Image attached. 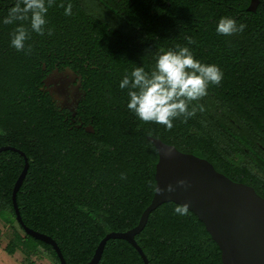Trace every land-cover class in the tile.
<instances>
[{
  "label": "trees",
  "instance_id": "16d2710c",
  "mask_svg": "<svg viewBox=\"0 0 264 264\" xmlns=\"http://www.w3.org/2000/svg\"><path fill=\"white\" fill-rule=\"evenodd\" d=\"M69 2L73 14L66 16L59 4ZM247 2L56 0L46 16L54 34L32 32L26 41L32 51L26 54L10 45L17 25L2 23L15 0H0V145L21 150L27 159L15 194L21 220L49 235L67 264H85L106 232L134 226L149 203L157 155L146 134L205 158L225 175L246 178V168L233 164L231 156L243 153L246 132L264 128V101L250 102L237 93L264 64V6L252 14L245 10ZM224 16L245 24V30L217 34ZM187 37L196 43L188 44ZM177 45L189 47L202 63L218 65L223 79L193 102L203 110L198 107L187 122L174 120L169 131L136 117L127 108L128 90L119 85L135 67L150 72L155 54ZM54 63L82 76L86 93L73 120L56 117L46 95H31L42 66L50 69ZM231 120L239 126L234 128ZM89 126L92 133L84 129ZM22 164L17 152H0V220L17 227L3 250L8 255L19 250L28 258L40 248L59 264L51 246L26 235L14 219L10 191ZM177 206L170 201L158 205L134 235L148 264H221L203 224L189 210L177 214ZM97 264L142 263L125 240L112 238Z\"/></svg>",
  "mask_w": 264,
  "mask_h": 264
},
{
  "label": "water",
  "instance_id": "95a60500",
  "mask_svg": "<svg viewBox=\"0 0 264 264\" xmlns=\"http://www.w3.org/2000/svg\"><path fill=\"white\" fill-rule=\"evenodd\" d=\"M257 0H250L248 10H253ZM91 132L92 127L86 128ZM155 148L154 187L149 203L142 209L136 224L123 231H108L97 242L85 264H97L105 241L125 240L139 255L142 264L148 260L134 239L144 226L150 211L163 202L187 205L203 224L205 231L219 250L221 264H264V198L251 186L236 182L214 169L205 158L182 152L158 137L146 135ZM12 150L23 159V164L13 181L10 202L14 219L22 231L51 246L59 264H67L56 242L47 234L26 226L18 212L15 194L27 170L24 153L10 145H0V152ZM184 180L186 187L177 186ZM176 190L168 192L167 186Z\"/></svg>",
  "mask_w": 264,
  "mask_h": 264
},
{
  "label": "clouds",
  "instance_id": "9594fccd",
  "mask_svg": "<svg viewBox=\"0 0 264 264\" xmlns=\"http://www.w3.org/2000/svg\"><path fill=\"white\" fill-rule=\"evenodd\" d=\"M56 0H15L14 6L8 9L3 18L4 25L16 24L10 34V45L17 51L30 54L32 45L26 46L31 39L32 32L40 36H52L54 30L47 27L46 19L49 8ZM64 8V15L73 14L72 3H60ZM27 22V23H25ZM246 28L243 23L229 16L221 17L216 32L223 36H232L242 33ZM188 44L196 42L187 37ZM223 79V72L218 65L206 64L197 60L187 46L177 45L167 50L161 49L155 54V64L151 71H145L143 66L135 67L126 73L120 81L119 87L128 90L129 101L127 108L144 123H154L164 126L167 130L173 128V121L183 117L184 122L195 116L197 108L201 105L193 104L208 94L210 85L219 86ZM122 179L126 178L124 174ZM177 186L186 187L187 182L180 180ZM176 189L167 186L168 192ZM177 214H187V205H178Z\"/></svg>",
  "mask_w": 264,
  "mask_h": 264
},
{
  "label": "flooded vegetation",
  "instance_id": "af4514ba",
  "mask_svg": "<svg viewBox=\"0 0 264 264\" xmlns=\"http://www.w3.org/2000/svg\"><path fill=\"white\" fill-rule=\"evenodd\" d=\"M249 4L250 0H248L245 6L247 12L252 14L260 13V8L264 6V0H257L253 10L247 9ZM41 69L42 70L39 73V75H41L39 78L40 84L38 85L37 90L35 89L31 95L36 96V98H38V96L46 95L50 104L54 108L56 117H61L64 122L68 119L73 120V117L76 116L78 112L76 109L79 102L85 97L86 93L83 89L81 74L77 73L76 70L71 67L59 63H54V66L50 69H47L44 66H42ZM256 69L257 72H253L248 76L249 82L251 81L252 83L240 87V91L238 90L237 93L250 102H263L264 64L257 65ZM250 115H252V113H250ZM231 121L234 123L233 120ZM233 126L234 128H237L239 124L234 123ZM86 128L87 127L84 128L85 131ZM92 132L93 129L89 133ZM242 138L244 144L242 148L243 153L239 156L233 154L231 156V161L235 165H242L246 168V178H242V174L236 173L225 175L222 171H217L233 181L251 186L258 195L264 198V128L260 127L253 132L249 130L242 136ZM238 139L239 138H235V136L232 137V140L235 142H238Z\"/></svg>",
  "mask_w": 264,
  "mask_h": 264
},
{
  "label": "rangeland",
  "instance_id": "374dc122",
  "mask_svg": "<svg viewBox=\"0 0 264 264\" xmlns=\"http://www.w3.org/2000/svg\"><path fill=\"white\" fill-rule=\"evenodd\" d=\"M13 230L17 231V227L14 225L8 226L0 220V264H52V260L40 248H36L35 252L28 258H25L19 250H16L12 255H8L3 247Z\"/></svg>",
  "mask_w": 264,
  "mask_h": 264
}]
</instances>
